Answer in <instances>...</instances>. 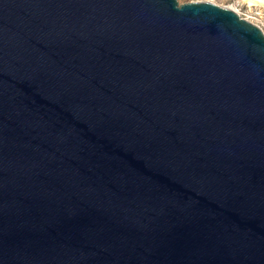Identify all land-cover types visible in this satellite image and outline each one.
Returning a JSON list of instances; mask_svg holds the SVG:
<instances>
[{
  "label": "water",
  "instance_id": "1",
  "mask_svg": "<svg viewBox=\"0 0 264 264\" xmlns=\"http://www.w3.org/2000/svg\"><path fill=\"white\" fill-rule=\"evenodd\" d=\"M0 264H264V30L0 0Z\"/></svg>",
  "mask_w": 264,
  "mask_h": 264
},
{
  "label": "rangeland",
  "instance_id": "2",
  "mask_svg": "<svg viewBox=\"0 0 264 264\" xmlns=\"http://www.w3.org/2000/svg\"><path fill=\"white\" fill-rule=\"evenodd\" d=\"M181 3L191 1H211L218 5L232 8L242 17L259 25L264 30V2H257V5L250 6L245 0H179Z\"/></svg>",
  "mask_w": 264,
  "mask_h": 264
},
{
  "label": "bare ground",
  "instance_id": "3",
  "mask_svg": "<svg viewBox=\"0 0 264 264\" xmlns=\"http://www.w3.org/2000/svg\"><path fill=\"white\" fill-rule=\"evenodd\" d=\"M249 3L250 6L257 5V2H264V0H245Z\"/></svg>",
  "mask_w": 264,
  "mask_h": 264
}]
</instances>
